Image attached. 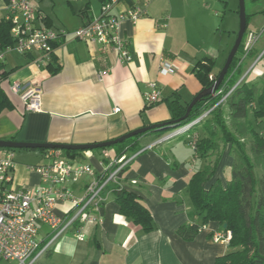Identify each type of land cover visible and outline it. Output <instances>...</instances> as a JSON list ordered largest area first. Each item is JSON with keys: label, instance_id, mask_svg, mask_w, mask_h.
Listing matches in <instances>:
<instances>
[{"label": "crops", "instance_id": "obj_1", "mask_svg": "<svg viewBox=\"0 0 264 264\" xmlns=\"http://www.w3.org/2000/svg\"><path fill=\"white\" fill-rule=\"evenodd\" d=\"M94 1L85 0L72 15L61 18L47 13L45 8L51 5L47 0H34L37 24L71 32L100 14L102 0ZM219 1L223 0H123L118 5L120 11L133 7L146 10V15L136 23H123L133 56L129 63L120 61L111 49L82 40L62 39L52 54L53 65H49L51 60L42 61L38 51L5 52L3 64L9 75L3 86L13 107L0 113V140L99 144L169 121L172 115L168 100L179 96L184 103L192 101L203 89L195 70L207 62L217 66L226 55L225 38L219 34L220 11L214 8L227 5L222 6ZM6 2L0 0V20L6 17ZM247 30L259 32L256 26L247 25ZM163 60L172 65V73H161ZM104 69L110 72L99 80L97 73ZM215 73L213 69L210 74ZM16 81L42 89L39 110H28L20 95L11 92L10 86ZM151 82H157L161 89V100L155 105L145 102ZM115 108L120 111L115 112ZM189 137L147 134L137 140L139 149L122 155L113 147L84 150L78 158L90 163L97 174L107 162L104 151L112 157L140 152L123 171L120 186L142 199L152 213L155 229L145 233L141 226L122 215L115 186L110 185L102 194L101 221L84 226L85 239L78 240L74 229L68 231L36 264H214L218 257L227 254L229 243L213 240L214 234L225 232L219 222L206 224L192 241L177 234L184 224L200 223L188 193L189 181L216 157L201 159ZM221 148V159L208 187L217 181L225 187L231 179L232 146ZM8 150L2 149L0 157ZM25 150H10L16 163L15 188L38 186L41 178L30 167L47 161L46 149ZM89 180L86 176L70 185L77 196L84 195ZM72 206L70 201L60 202L56 213L63 217ZM51 236V229L39 224L41 244ZM0 264L16 263L0 257Z\"/></svg>", "mask_w": 264, "mask_h": 264}, {"label": "built area", "instance_id": "obj_2", "mask_svg": "<svg viewBox=\"0 0 264 264\" xmlns=\"http://www.w3.org/2000/svg\"><path fill=\"white\" fill-rule=\"evenodd\" d=\"M33 1L8 0L6 2L5 19L12 23L11 35L15 42L5 50H0V64L3 63L4 53L12 51L19 54L38 51L42 54V61L50 62L57 44L62 39L100 44L105 50L115 51L120 61L129 63L133 60L130 41L124 35L123 23L127 20L136 23L146 15V10L133 7L120 11L118 5L123 0H102L100 14L70 32L65 29L56 30L38 25V11ZM263 31L264 29L259 32L253 30L245 32L235 71L243 66L249 55L253 53ZM263 53L249 67L243 78L222 97L218 105L228 99L259 62ZM160 71L165 75L170 74L173 72L172 65L163 60ZM109 72L108 69L100 70L97 73L98 79L103 80ZM214 78L215 76L211 74L210 79ZM10 90L20 95L28 110L41 108V88L16 81L10 86ZM216 94H223V89L217 91ZM160 100L159 84L149 83V91L145 93V102L147 105H155ZM213 109L204 111L198 120L209 116ZM119 111V108H115V112ZM186 125L180 131L188 129L185 128ZM261 134H264V122ZM197 139L198 137L189 139L193 149H196ZM139 153L112 157L108 151H104L103 157L107 162L102 172L97 174L90 163L68 156L64 149H46V163L30 167L39 174L40 184L32 188H15L13 185L16 168L14 153L10 150L5 151L0 157V257L16 264H36L54 242L68 231L76 230L77 239L84 240V226L101 221L99 212L104 203L103 191L110 185L120 186L123 171ZM86 176H89L90 180L85 186L84 195L79 197L70 185L77 184ZM65 201H70L73 206L62 217L56 213V206ZM39 224L47 225L52 231L51 239L44 245L38 239ZM230 238L229 231L216 233L213 236L216 242L229 243Z\"/></svg>", "mask_w": 264, "mask_h": 264}, {"label": "trees", "instance_id": "obj_3", "mask_svg": "<svg viewBox=\"0 0 264 264\" xmlns=\"http://www.w3.org/2000/svg\"><path fill=\"white\" fill-rule=\"evenodd\" d=\"M247 19V25H249V14H247ZM11 28L12 23L10 20L5 18L0 20V50H5L14 44ZM241 49L240 45L223 83L217 90L219 91L225 86L226 89L223 94H216V91L212 95L204 96L195 104L189 117L179 124L174 122L185 116L191 101L184 103L179 96H175L173 99L168 100V108L172 117L166 122L171 126L150 130L110 146V148H116L119 155L126 153L128 150L136 151L139 149L136 142L140 137L150 133L160 134L165 129L186 125L204 111L214 108L210 113L211 118L205 120L203 124L204 134L202 136L198 135L199 138L194 151L204 160L213 155L216 157L202 170L194 173L188 186V193L195 213L200 217V223H187L177 229V234L182 239L192 241L209 222H219L223 228L226 223L227 228H224V231L231 233L230 251L218 257L214 264H264V134H261L262 128L254 126L255 124L249 117V111L252 110L256 124L262 125L264 122V89L259 92L255 84L243 80L228 97L227 106L230 111L232 130L228 127L224 118L223 105H218L222 97L235 86L243 74V66L235 71ZM53 64V60H51L49 65ZM214 67L213 63L207 62L205 66L195 70L198 79L203 84L201 92L211 88L217 80L222 68L214 74L215 78L213 80H209V74ZM8 75L9 72L5 70L4 64L1 63L0 113L4 109L13 107L10 96L3 86V82L8 78ZM200 122L201 120L184 130V132L182 131L180 135L186 132L192 134L197 131ZM248 138L250 140L246 144L245 141ZM227 144H232L234 158L231 179L225 187L220 181L208 187L207 183L215 175L221 159V146L224 145L225 147ZM65 151L72 158H78L84 152L81 150ZM114 191L122 215L130 218L136 225L141 226L145 233H150L155 229L150 209L136 193L119 185L115 186Z\"/></svg>", "mask_w": 264, "mask_h": 264}, {"label": "rangeland", "instance_id": "obj_4", "mask_svg": "<svg viewBox=\"0 0 264 264\" xmlns=\"http://www.w3.org/2000/svg\"><path fill=\"white\" fill-rule=\"evenodd\" d=\"M47 2L51 4L45 8L47 10V13H49L50 15L57 14L58 17L64 18L65 16L72 15L73 10H77L78 6L83 4L85 2V0H81V1L80 0H47ZM219 2H220V5H222V6L227 5L226 8H221V9L214 8V9L220 11V16L218 17L219 34H222L225 38L226 55L222 60H220V62L217 64V66H215L214 70L216 72H218L224 66V64L228 58V55H229L232 47L234 46V43L236 41L239 29H240V13H239L240 0H223V1H219ZM263 10H264V0H256V1L246 0V11L248 14H252L250 16L249 26H254V27L256 26L259 28V31H262L264 28V13L262 12ZM263 52H264V31H263L260 39L256 43L254 52L252 54H250L249 57L244 62V65L242 68L243 74L239 78L238 82L243 78V75L246 74L249 67L254 63V61L257 59V57L260 54H262ZM201 65L204 66L205 63H202ZM210 75L211 74H209V80H213V79H210ZM244 80L251 83V84H256L259 92L264 89V53H263V56L261 57V59L259 60V62L254 66V68L249 72V74L245 77ZM221 89H223V92H224L226 87L224 86ZM222 105H223V109H224V111H223L224 118L227 122L228 127L231 128V130H232V122H231V118H230L229 107L227 106V100ZM200 117L201 116L199 115L196 119L189 122L185 128H189V126L199 123L198 119ZM249 117L253 121V123L255 124L254 126H256L258 128H262V125L256 124L257 122L254 119V114H253L252 110L249 111ZM208 118H211V115L203 117V119L201 120V122L199 124V128L197 131L193 132L192 134H190L189 132L188 133L186 132L185 134H182V135L190 136L189 139L191 137H198V135L202 136V134H204L203 124H204L205 120H207ZM183 126L184 125H181L177 128L173 127V128L165 129V130L161 131L160 134H157V133H150V134H155L158 137H164V138H166L168 136L176 137V136L180 135V133H182V131H179V130H181V128ZM183 132H184V130H183ZM249 140H250L249 138L246 139V141H245L246 144L249 143ZM228 146H232V144H227L226 147H228ZM2 149H4V148H0V151ZM95 150H98V149H95ZM25 151H26L25 149H16L15 150V152H25ZM80 160L83 162H86L83 159H80Z\"/></svg>", "mask_w": 264, "mask_h": 264}, {"label": "water", "instance_id": "obj_5", "mask_svg": "<svg viewBox=\"0 0 264 264\" xmlns=\"http://www.w3.org/2000/svg\"><path fill=\"white\" fill-rule=\"evenodd\" d=\"M239 13H240V29L236 38V41L234 43V46L232 47L228 58L224 64V66L222 67L217 80L214 82V84L211 86V88L209 89H205L203 90L201 93H199L189 104L188 108H187V112L185 114V116L177 121H175V124H179L180 122L186 120L193 107L195 106V104L200 101L204 96L206 95H212L214 94L219 87L221 86V84L223 83L230 67L231 64L240 48L243 36L245 34V31L247 29V23H248V19H247V11H246V0H240V4H239ZM166 126H171V124L169 123H160V124H155L149 127H145L142 129H138L135 131H132L124 136H121L120 138H117L115 140L112 141H108V142H103V143H99V144H85V145H73V144H52V143H33V142H18V141H10V140H0V148H8V149H55V148H59V149H64V150H94V149H99V148H107L110 147L112 145H115L116 143L122 142L126 139H129L131 137L146 133L150 130H154V129H161L164 128ZM224 228H227V224H224Z\"/></svg>", "mask_w": 264, "mask_h": 264}]
</instances>
